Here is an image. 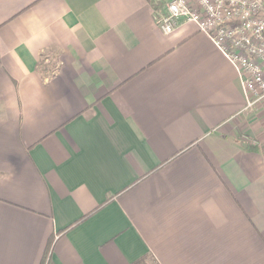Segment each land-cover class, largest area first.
Masks as SVG:
<instances>
[{
    "label": "crops",
    "instance_id": "obj_1",
    "mask_svg": "<svg viewBox=\"0 0 264 264\" xmlns=\"http://www.w3.org/2000/svg\"><path fill=\"white\" fill-rule=\"evenodd\" d=\"M167 1L0 0V264H264V107Z\"/></svg>",
    "mask_w": 264,
    "mask_h": 264
},
{
    "label": "built area",
    "instance_id": "obj_2",
    "mask_svg": "<svg viewBox=\"0 0 264 264\" xmlns=\"http://www.w3.org/2000/svg\"><path fill=\"white\" fill-rule=\"evenodd\" d=\"M184 23L205 34L237 71L246 110L264 107V0H168L157 12L165 35Z\"/></svg>",
    "mask_w": 264,
    "mask_h": 264
},
{
    "label": "trees",
    "instance_id": "obj_3",
    "mask_svg": "<svg viewBox=\"0 0 264 264\" xmlns=\"http://www.w3.org/2000/svg\"><path fill=\"white\" fill-rule=\"evenodd\" d=\"M96 211H98V210H96ZM95 211V212H96ZM94 213V212H93ZM92 214V213H91ZM91 214H89V215H87L86 217H84V218H82L80 221H78L77 223H75L74 225H72L70 228H68L67 230H70V229H72L73 227H75L76 225H78V224H81L82 222H84L85 220H87L89 217H90V215ZM51 248H52V242H50V244L48 245V247H47V250H46V253H45V257H44V259H43V264H46V262L48 261V259H49V255H50V253H51ZM139 264H144L142 261L139 263Z\"/></svg>",
    "mask_w": 264,
    "mask_h": 264
}]
</instances>
